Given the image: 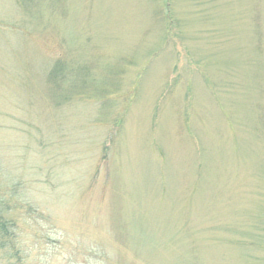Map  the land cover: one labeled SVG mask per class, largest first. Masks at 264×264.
Masks as SVG:
<instances>
[{"label": "rangeland", "instance_id": "1", "mask_svg": "<svg viewBox=\"0 0 264 264\" xmlns=\"http://www.w3.org/2000/svg\"><path fill=\"white\" fill-rule=\"evenodd\" d=\"M0 209V264H264V0H0Z\"/></svg>", "mask_w": 264, "mask_h": 264}, {"label": "trees", "instance_id": "2", "mask_svg": "<svg viewBox=\"0 0 264 264\" xmlns=\"http://www.w3.org/2000/svg\"><path fill=\"white\" fill-rule=\"evenodd\" d=\"M4 214L5 213L3 212V210L0 209V248H9L11 250V248L13 247L11 238H13L14 236V225L11 220H7L5 218ZM15 253H17V251Z\"/></svg>", "mask_w": 264, "mask_h": 264}]
</instances>
